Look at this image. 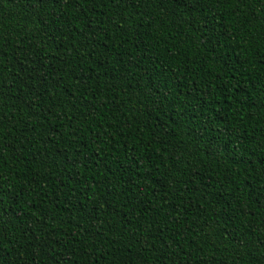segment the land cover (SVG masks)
<instances>
[{
    "label": "trees",
    "instance_id": "trees-1",
    "mask_svg": "<svg viewBox=\"0 0 264 264\" xmlns=\"http://www.w3.org/2000/svg\"><path fill=\"white\" fill-rule=\"evenodd\" d=\"M0 264H264V0H0Z\"/></svg>",
    "mask_w": 264,
    "mask_h": 264
}]
</instances>
